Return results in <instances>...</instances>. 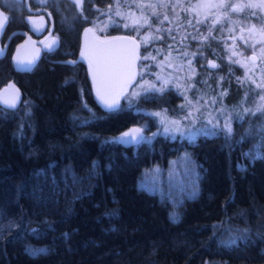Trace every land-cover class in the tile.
Returning a JSON list of instances; mask_svg holds the SVG:
<instances>
[{
	"label": "trees",
	"instance_id": "1",
	"mask_svg": "<svg viewBox=\"0 0 264 264\" xmlns=\"http://www.w3.org/2000/svg\"><path fill=\"white\" fill-rule=\"evenodd\" d=\"M114 2L84 0L77 8L71 0H0L3 41L15 29L30 30L27 5L50 11L58 38L28 72L12 63L21 34L0 58V88L13 82L21 90L16 107L0 105V264H264V129L255 143L256 132L235 127L252 111H235L243 102L241 86L229 79L215 88L228 104L229 131L191 139L159 130L151 114L126 106L127 98L104 108L83 55V31ZM225 2L243 26L258 21L246 0ZM107 33L134 34L117 26ZM137 41L143 54L147 45ZM150 41L166 48V38ZM184 45L209 58L218 42ZM212 55L221 67L224 60ZM193 78L181 79V86ZM180 87H165L170 103L150 91L134 102L171 108L181 102ZM142 120L147 137L154 136L124 146L118 136ZM182 151L191 159L190 182L187 176L174 185L141 182L143 170L165 167Z\"/></svg>",
	"mask_w": 264,
	"mask_h": 264
},
{
	"label": "rangeland",
	"instance_id": "2",
	"mask_svg": "<svg viewBox=\"0 0 264 264\" xmlns=\"http://www.w3.org/2000/svg\"><path fill=\"white\" fill-rule=\"evenodd\" d=\"M35 1L41 4L46 0ZM71 1L77 8H81L84 0ZM246 3L250 15L258 19L249 22L247 26L230 17L229 10L225 9V0H115L114 3L104 6L95 16L94 24L87 26L98 37L111 36L112 34L107 33L109 28L117 26L133 31L132 35L138 36L139 42L147 45L144 53H139L137 76L125 87L119 102L121 98H127L125 105L133 104L135 109L151 114L159 130L170 133L171 136L191 139L199 132L210 133L219 128L229 131L228 116L224 114L228 104L225 103L224 97L218 99L220 92L215 91V88L223 86L230 79L241 86L243 93V102L239 103L235 111L243 113L252 110L246 119H237L235 127L244 129L243 134L250 136L256 132L254 141L257 143V135L263 134L260 131L264 129V110H257L264 109V0H246ZM40 17L45 20L44 35L47 34L49 23L43 14H40ZM28 22L33 29L30 21ZM43 35L40 34L38 38ZM152 36L158 39L166 38V48H160L158 44L152 46ZM52 37L58 40L56 34L51 33L43 44L48 43ZM211 39L218 42V46L212 48V54L224 60L221 67L212 54L205 58L202 51L189 50L184 45L185 41L189 40L200 44ZM244 44L248 46H243ZM153 47L157 48L152 49ZM85 62L94 89L92 67L86 60ZM199 72L201 76L196 79ZM211 73H214V81L207 87L208 74ZM192 76L194 78L188 82V86L182 87L181 81ZM170 83L182 87L181 91H177L181 95V102L171 104V108L168 106L147 109L134 102L147 96L150 91L160 94L159 102L170 103L168 97L162 96L165 87ZM225 93L227 91L223 89L222 96ZM229 109L231 110L230 107ZM245 120L247 121L243 124ZM147 127L146 121L142 120L141 123L125 129L118 139L127 142L124 135L129 131L140 136L141 140L150 139L154 133L147 137ZM190 161L187 153L182 151L176 158L169 160L165 167L154 164L143 170L141 182L148 187L160 185L163 179L167 185L175 182L179 184L182 182V176H187L184 179L190 182L193 178Z\"/></svg>",
	"mask_w": 264,
	"mask_h": 264
},
{
	"label": "water",
	"instance_id": "3",
	"mask_svg": "<svg viewBox=\"0 0 264 264\" xmlns=\"http://www.w3.org/2000/svg\"><path fill=\"white\" fill-rule=\"evenodd\" d=\"M43 11L41 7L34 11ZM0 58L5 55L9 41L15 34H21L22 40L16 45L12 54V63L15 71L28 72L39 61L44 50L53 48L57 39L52 37L50 41L42 45V40L34 37L26 29H15L6 39L2 40L7 20L0 12ZM30 23L35 30L43 27V18L36 16L30 18ZM83 55L93 69L95 94L102 106L106 109L118 107L119 99L125 87L131 83L138 73L139 43L129 34L98 37L91 28L86 27L83 33ZM21 98V90L18 85L11 82L0 88V105L14 108ZM116 101L113 107L107 103ZM107 102V103H106ZM122 142L124 146H131L141 141L133 131L126 132Z\"/></svg>",
	"mask_w": 264,
	"mask_h": 264
},
{
	"label": "flooded vegetation",
	"instance_id": "4",
	"mask_svg": "<svg viewBox=\"0 0 264 264\" xmlns=\"http://www.w3.org/2000/svg\"><path fill=\"white\" fill-rule=\"evenodd\" d=\"M28 2V0H25V3H27ZM39 8H41V7H35V8H32V7H30L29 5H27V9L29 10V12H30V14L28 15V16H30L29 17V19H28V21L30 20V18H32V17H36V16H39L40 17V14H43L46 18H47V21H48V23H49V26H50V28H49V30L47 31V34H44L43 35V31H44V28H45V20H44V18H43V27L40 29V30H35L34 28L33 29H31L30 28V30H28V31H30L31 32V34L34 36V37H36L37 39H39V40H42V45H43V41H45L46 39H47V37L48 36H50L51 35V33H52V23H50L51 22V13H50V11L47 9V8H45V10H43V11H40V10H38V11H34V10H37V9H39ZM44 8V7H43ZM46 21V22H47ZM40 34H42L43 35V37L42 38H38V36L40 35ZM22 40V39H21ZM20 40V41H21ZM58 41V40H57ZM56 46V45H55ZM55 46L53 47V48H55ZM53 48H49V49H53ZM48 50V49H47ZM85 58V57H84ZM86 60V59H85ZM87 61V60H86ZM88 62V61H87ZM89 63V62H88ZM90 64V63H89ZM90 67H91V65H90ZM92 73H93V69H92Z\"/></svg>",
	"mask_w": 264,
	"mask_h": 264
},
{
	"label": "snow or ice",
	"instance_id": "5",
	"mask_svg": "<svg viewBox=\"0 0 264 264\" xmlns=\"http://www.w3.org/2000/svg\"><path fill=\"white\" fill-rule=\"evenodd\" d=\"M251 6V5H250ZM119 14V13H118ZM0 15H2V14H0ZM165 18H167V17H165ZM5 19H6V17H5ZM129 25H125V27H128ZM145 59H147V57H145ZM213 67H215V65H213ZM154 87V86H153ZM258 87H260L259 85H258ZM160 91H163V89H160ZM107 103V102H106ZM115 103H116V101H112L111 103H107V106L108 107H113L114 105H115ZM258 111H261V110H264V109H261V108H258L257 109ZM177 130H179V129H177ZM125 135H127V134H125Z\"/></svg>",
	"mask_w": 264,
	"mask_h": 264
}]
</instances>
